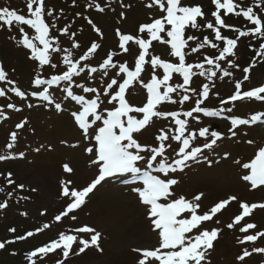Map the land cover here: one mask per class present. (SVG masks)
Masks as SVG:
<instances>
[{
    "label": "snow or ice",
    "instance_id": "6c2138e0",
    "mask_svg": "<svg viewBox=\"0 0 264 264\" xmlns=\"http://www.w3.org/2000/svg\"><path fill=\"white\" fill-rule=\"evenodd\" d=\"M75 3L76 0H73V4ZM211 3L214 5L211 12L214 19L208 20L200 4H185L183 0H146L144 7L149 10L146 21L139 23L135 32L115 28L118 51L108 50L106 56L102 61H98L96 66H93L90 60L102 47L101 43L93 40L77 58L73 50L81 49V44L75 39L76 33L71 32V25L57 27L56 21L59 16L56 9L47 4V0H25L26 14L18 12L17 9L0 7V28L10 31L15 29L19 36L18 45L29 50L26 57L34 64L31 85L35 90H21L16 86V82L9 78L2 63L0 81L12 85L9 90L17 97L22 99L28 96L38 97L49 105H54L57 111H64L63 102H57L50 89L54 91L53 86H60L64 82L61 92L64 100L71 106L69 114L85 142L84 152L90 157V166L96 169L94 178L83 187H73L71 179L61 180L60 195L68 202L54 219L60 222L62 218L80 209L90 194L106 180H119L125 185H131L130 191L136 194L138 202L144 207L152 231L158 236L156 247L132 249L138 255L136 264H210L209 252L214 249L215 241L218 240L222 229L207 228L204 225L207 222L220 225L221 221L214 218L238 199L235 195H229L208 210L201 211L200 201L204 193H198L191 199L178 194L174 186L179 181L170 176L171 173L183 171L188 167V161H198L201 157L211 164L212 161L203 155L204 151L213 149L218 141L225 138L224 134L218 131L209 133L207 127L189 131L188 118L199 122V116H194V113H202L209 117L220 116L224 112L233 113L236 102L246 100L264 102V83L248 90H243L242 87L245 81L251 79V72L256 64L264 62V42H259L258 50L247 66L241 67L232 59L237 56L236 50L241 38L257 37L258 41L264 40V15L260 14L264 12V0H255V8L259 11L254 10L247 0H211ZM118 6L121 9L117 14L119 24L127 19V12L133 5L131 2L126 3L125 0H118ZM87 7L103 13L106 8H111V4L107 3L102 7L96 0H88ZM229 14L242 17L251 27L241 30L226 23ZM76 15L80 16L81 13ZM85 19L92 31L103 39L102 29L92 19L87 17ZM202 28L210 30L213 37L206 35L201 39L189 31L190 29L200 31ZM224 29L236 33L235 37L229 38L224 35ZM52 30L59 33V36L52 35ZM30 31H33L34 35H30ZM60 36L68 38L70 47L61 46ZM190 41L195 42L194 46L189 43ZM214 41H221L222 46ZM154 42L164 45L167 55L172 59L154 54ZM205 48L215 49L218 54L204 55L203 60L199 62H188L187 57L190 54H200ZM121 54L132 57V61L114 63V57ZM61 56L66 70L58 69L60 63L58 57ZM54 59L57 62L54 63ZM221 62L227 66L222 67ZM205 65L210 67L206 68ZM46 66L58 70L60 74H51L49 78H45ZM149 67L150 78L145 80L142 74ZM233 69H240L243 78L235 82L234 90L227 98L220 99L221 107L210 109L202 106L215 87L214 78H217V74H221L220 79L231 77ZM158 70H162V73ZM82 73H86L85 80L89 82L96 81L97 75L94 74H98L99 84L78 82L76 78ZM174 74L182 78V83L171 82ZM194 76L205 77L207 82H202L198 88H192L190 85ZM136 85H139L146 94L141 104H133L128 99V94ZM41 86L45 87L41 90ZM77 89L83 94H77ZM189 93L199 97L190 110L181 113L163 107L165 104L183 105L191 100ZM173 94L179 99H174ZM5 95L6 92L0 89V97ZM105 102L111 107H104ZM226 105L230 106L225 107ZM28 107L31 108L33 105L29 104ZM7 108L21 111L12 103L7 104ZM169 118L171 124L167 128L158 129L153 143L141 142L142 132L155 120ZM0 119H8L3 110H0ZM262 119L264 112H257L248 118L232 115L228 133L231 137H236L240 126L251 125ZM26 124L27 120H23L17 123L15 128L23 129ZM197 137L204 138L206 142L200 146H193V141ZM17 140V131L10 132L5 145L7 151L0 155V161L24 157L23 152L12 153ZM171 141L178 142V150H174L176 158L169 161L166 152L171 148ZM247 143L253 144L254 141L248 140ZM78 146L79 142L71 145L73 148ZM228 155L225 153V158H228ZM234 163L243 170L240 180L248 184L251 190L264 187V145L259 146L247 162L236 159ZM62 167L65 173L74 172L68 163ZM0 176L4 177L7 185L24 188L23 184H16L11 171L6 174L0 173ZM4 191L5 189L0 187V192ZM7 195L11 197L13 193L8 192ZM7 206V201L0 202V209ZM239 208V214L235 215L226 227L232 230L239 226V232L243 235L237 237V243L253 245L251 250L244 247L236 256L239 264H245L246 258L253 254L264 255V247L255 246L258 240L264 239V230L256 231L257 225L252 222L242 224L254 210L264 209V202L249 204L239 201ZM71 219L75 220L76 216L71 215ZM49 227L50 225L45 223L43 228L38 227L35 232L28 231L24 235L15 236L13 240L0 241V249H4L7 244L33 237ZM8 231L15 233L16 229L9 228ZM85 233L90 234V239L78 237V234ZM100 239L101 233L88 225L72 229L70 232L61 231L55 239L27 251L25 260L27 264H44L49 254L59 251L63 259H57L55 264H65L70 254L79 255L89 247L103 251ZM77 243L80 247L74 252V245Z\"/></svg>",
    "mask_w": 264,
    "mask_h": 264
},
{
    "label": "rangeland",
    "instance_id": "374dc122",
    "mask_svg": "<svg viewBox=\"0 0 264 264\" xmlns=\"http://www.w3.org/2000/svg\"><path fill=\"white\" fill-rule=\"evenodd\" d=\"M197 1H202L203 3V0ZM106 11H109L110 14H105ZM112 11L114 10H105L104 14L98 17V22L105 33L104 43L96 56L99 59L98 61H102V58L106 56L107 50L117 49L115 28L119 27L127 32H135L137 24L146 21L149 14L142 7L135 6L132 10H129L131 11L130 14L127 13V19L118 24V10L116 9L115 13H111ZM101 18L103 19L101 20ZM85 32L89 35V38L94 37L89 28H86ZM1 35L2 42L0 48H4L0 50V53L4 57L6 68H13L12 70L17 73V76L14 75V77L20 78L18 83L23 88L22 90H33L31 80L34 78V73L30 70L31 62L26 57L27 52L17 43L19 39L18 33L15 29L11 31L3 29ZM30 35H34V32L30 31ZM12 37H16V39ZM63 41H61V45ZM66 42L69 44V41ZM86 45L83 42V48ZM159 47H161V44L155 42L154 54H158L157 50ZM80 53H82V50L74 52L75 55H79ZM60 58L58 57V59ZM124 60L131 62L132 58L119 56L116 58L115 63L123 62ZM149 69L151 68L149 67L147 70ZM47 74L51 75L50 73ZM82 83L87 82L85 79H82ZM76 92L83 94L78 89ZM141 96L142 91L138 90L136 94L130 96V100L134 101V103H139L135 100L142 98ZM190 96L191 100L185 102L183 105L179 103L165 104L163 107L168 110L187 108L186 106L189 103L193 104L197 100V95L190 94ZM20 99L18 98V101ZM56 101L63 102L62 105L65 102L63 96ZM207 104H213V100H208ZM52 107L40 110L38 106H33L29 109L28 113L14 114L13 118L8 119L5 125L0 128L7 135L12 131H17L18 140L12 152L14 154L24 153L23 158L18 157L12 161H0V171L15 170V172H19L21 178L38 192L34 197L42 195V198L38 199V201H44L45 205L49 206L51 204L57 205L58 210H60L62 205L58 203L60 196L57 193L58 180L61 176L68 177V179L73 181V187L79 188L86 186L94 178L96 169L90 166V157L84 152L85 142L82 140L80 132H75L77 128L73 125L67 105L64 107V113H58L56 109L52 110ZM24 119L27 120L29 126L26 124V128H23L24 130H17L15 125ZM206 123L209 125L210 121L203 122L199 120L197 122L194 120L190 127L198 130ZM170 124V119L155 120L150 127L142 132L141 142L152 143L155 135L158 134V129L161 127L167 128ZM220 130L225 132L226 128L221 126ZM252 138H255V140ZM8 140L9 137L6 139L1 138L0 155L5 154L7 151L5 145ZM248 140H252L254 143L248 144ZM62 141L66 143H61ZM77 142H79V146L76 148L69 145V143L73 145ZM204 142L206 141L203 140ZM262 145H264V136L262 138L259 137L257 141L252 133L244 137L243 133L239 132L236 137H233V140L224 139L216 150L209 152V154L207 152L203 154L212 161L211 164L207 163L202 157L198 158V161L190 162L188 167L176 176L179 181L174 186L176 193L183 194L186 197H192L201 192L204 193L201 204L205 209L217 200L226 199L229 195H235L238 198L237 201L227 206L230 208L223 213L222 217L224 219L220 220L219 218L221 224L218 226H220L222 231L216 242L215 248L217 249L210 257V264H239L233 258L238 249L235 247H241L237 243V237L239 236L236 238L232 237V232L230 231L234 229L229 230L224 226V223L234 214H229L232 210V212H238L239 201L247 203L264 202V187L251 190L248 184L240 180L243 170L234 161L239 159L247 162L254 155L253 151ZM36 149H39V151H36ZM225 153L229 154L228 158H225ZM62 161L69 163L74 169L71 175L66 176L61 172L60 163ZM130 187L131 185H121L119 180H106L90 194L91 196H89L84 204V208L76 215V219H67V223L74 226L88 222L96 229L99 228L98 230H102L113 242L110 243V240H107L105 243L106 247L109 248L110 245H113L111 248L117 249L115 256L114 254H110V258L105 257L99 262L96 260L99 255L93 250H89L85 253L83 259L82 257L78 260L76 259V263L74 264H103L104 262H108L106 264H135L136 255L130 251L131 246L154 248L158 245L157 233L150 232L144 207L138 203V198L133 197L132 194L134 193L130 191ZM262 214L264 218V212ZM260 220L261 218L254 219V222L258 223ZM212 224L215 223H206L205 226H211ZM259 228H264V219L259 223L256 231H259ZM263 240L260 239L259 243H263ZM5 262L7 263L8 259ZM245 264L252 263L246 260Z\"/></svg>",
    "mask_w": 264,
    "mask_h": 264
},
{
    "label": "trees",
    "instance_id": "16d2710c",
    "mask_svg": "<svg viewBox=\"0 0 264 264\" xmlns=\"http://www.w3.org/2000/svg\"><path fill=\"white\" fill-rule=\"evenodd\" d=\"M7 0H0V4H5ZM17 2L19 0H8L7 4L16 6ZM87 2L88 0H76V3L73 4V0H47V4L50 7H54L56 9V14L59 16V19L56 21L57 27H65L68 25H71V28L77 25H82V23L86 24L87 20L85 17L88 19H92L93 22L98 25V17L101 16L97 11H95V8H88L87 7ZM97 3H100L101 6L107 3V0H96ZM125 2H128L125 0ZM250 6L254 7V10H257L255 8V0H248L247 1ZM116 4L115 2H112L110 0V4ZM204 9L208 10L210 13V5L204 1ZM62 10V13H61ZM77 13H81L80 16H77ZM205 14H207L205 12ZM226 23L233 25L235 27L240 28L241 30H246L250 24L242 19L241 17L237 16H231L226 18ZM88 24V23H87ZM191 33H194L195 35L199 33L201 39H203V36H209L210 38L213 37V34L211 33L210 30L208 29H201L200 31H196L194 29L189 30ZM56 33L55 30H52V35ZM223 34L228 36L229 38H234V33L230 29H224ZM218 42L217 44L222 45L221 41H214ZM259 42H264V40L258 41L257 37H250V38H241L240 41H238V49L237 51V58L235 60H239L238 62L241 67L242 63L244 62L243 60H250L253 58L256 50H258L259 47ZM195 43L192 42V45ZM233 57L232 59H234ZM257 59H259L257 57ZM246 63V62H245ZM264 62L259 63V69L264 68L262 66ZM15 180L16 184H23L24 188L21 189L20 191L14 193L15 191V185H7L6 180L4 179L3 176H0V187H3L5 189L4 192H0V202L7 201L8 206L5 208L7 211H12L11 208L15 210V214H13L10 217L9 212H7V215H4L3 217H0V241L4 240H13L15 236L18 235H24L28 231H34L36 228H43L41 226L43 222L42 217L46 214L44 213L43 215L41 214V210H37L35 208L36 200H33V203H23L19 201V198L24 196L26 193V183L25 181L20 178V177H13ZM8 192H12L13 195L9 197L7 195ZM17 201H14V200ZM21 213H26V215H21ZM36 214V215H34ZM49 223V222H48ZM52 227L55 229L58 227V223L56 221H53V223L50 222ZM9 228H15L16 232L12 233L9 232ZM54 229V230H55ZM49 230V229H47ZM46 230V231H47ZM52 230V231H54ZM45 232V229L43 230ZM42 232L36 233L33 237L27 238L24 241H16L15 243L12 244H7L4 249H0V264H27V261L25 260V253L27 251H30L34 249L35 247L42 246L47 242L46 240V234ZM53 233V232H52ZM51 235V234H50ZM78 237H82L86 239V237H83L81 235H78ZM79 245H77L75 248H77ZM15 253V255H13ZM74 258H72L69 261H65V264H74L76 263L74 255H70ZM52 257V258H51ZM56 258V259H54ZM80 257H78L79 259ZM6 259H8V262L6 263ZM57 259H63L60 253L58 254H49V257H46V263L49 262H54ZM77 259V260H78ZM83 259V257H82ZM83 261V260H82Z\"/></svg>",
    "mask_w": 264,
    "mask_h": 264
}]
</instances>
